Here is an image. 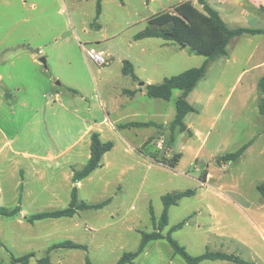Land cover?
<instances>
[{"label":"rangeland","instance_id":"obj_1","mask_svg":"<svg viewBox=\"0 0 264 264\" xmlns=\"http://www.w3.org/2000/svg\"><path fill=\"white\" fill-rule=\"evenodd\" d=\"M96 3L0 1V208L21 207L16 217L0 216V264L29 254L34 255L29 264L45 257L50 264H116L123 254L138 250L143 234L159 231L163 196L189 190L195 195L170 208L164 236L184 222L171 235L192 257L220 252L264 264V125L258 91L264 68L256 67L264 59V37L237 38L227 57L209 63L188 98L196 109L185 119L188 130L172 133L180 91L170 101L141 91L133 99L123 91L143 89L147 81L161 84L201 67L207 58L163 39L134 40L148 19L161 13L157 4L146 8L142 1L127 0L125 8H116L118 0H107L97 26ZM224 19L230 29H264L262 12L254 11L249 19ZM90 48L103 52L108 64L90 60L84 51ZM125 61L139 82L123 75ZM134 121L154 122L162 129H119ZM94 133L113 149L100 169L74 184L73 169L87 164ZM162 138L172 142L160 150ZM249 142L237 161L217 162ZM153 154L183 158L172 169L157 163ZM204 171L212 177L205 184L200 181ZM74 186L79 203H107L72 218L26 220L67 209ZM68 241L87 250H51ZM134 264L187 263L164 239L150 242Z\"/></svg>","mask_w":264,"mask_h":264},{"label":"trees","instance_id":"obj_2","mask_svg":"<svg viewBox=\"0 0 264 264\" xmlns=\"http://www.w3.org/2000/svg\"><path fill=\"white\" fill-rule=\"evenodd\" d=\"M2 1V0H0ZM101 3L97 4L98 19L101 16ZM147 28L138 33L135 37V41L144 39H163L167 42H174L181 48H188L192 54L199 55L207 58V61L199 68L189 69L179 75L166 78L161 84H148L145 85L146 95L151 99H161L164 101H170L173 92L178 90L181 92L180 97L176 102V116L170 124L171 132H175L177 129L181 132H186L188 127L185 123V119L188 114L195 113L196 109L189 103L188 98L190 94L195 90L198 83L206 76L208 65L211 61H215L219 58L228 56V46L230 43L240 37L250 35H264V29H248V28H236L230 29L227 27L218 11L212 8L205 0H197V4H194V0H184L181 4L175 6L171 11H165L158 15H154L147 21ZM122 73L124 76L131 77L134 82H139V78L134 72L133 65L125 61L123 62ZM258 91L260 94L259 101V113L263 119L264 125V77H262L258 83ZM138 90H124V95L128 97H134ZM146 128L156 127L162 129V126L157 125L154 122H131L123 126H119V129L125 128ZM191 134V131H188ZM172 139V138H171ZM154 141V138L148 140L144 147H147ZM168 141L166 144L170 145ZM252 142H249L242 146L235 153L219 157L217 162H235L240 159L245 151L251 146ZM113 149L111 142H103L100 135L97 133L91 136L90 145V158L87 164L82 170L73 169L72 181L74 184H78L84 179L88 178L93 172L101 168V162L103 157ZM153 158L157 163L168 166L175 169L182 159V154H175L171 158H167L165 155L158 156L153 154ZM208 172L204 173L200 177L202 183H206ZM195 195V191L189 190L177 195H165L163 196L164 210L159 220V231H154L149 234H143L141 244L136 252L125 253L119 259L116 264H134L137 257L144 252L146 246L153 241L166 239L170 246L173 248L175 254L180 255L187 264H201L203 261H227L236 264H249L235 256L233 254L226 253H205L198 257H192L186 251V249L178 244L173 238L171 233L176 230L182 229L185 223H180L175 226L171 233L164 236L161 232L165 227L169 225V210L171 207L176 206L178 202L186 197ZM107 202L100 205H87L78 202V188L74 186L71 192V204L67 209L44 212L27 217L26 220L33 224L38 221L47 219H61L72 218L79 211L89 209H100L105 206ZM21 212V207L17 206L14 209L0 208V216L13 218ZM59 248L87 250L86 246H82L71 241L63 244L53 246L51 250ZM34 257L33 254H29L20 258L12 257L11 264H29L30 260ZM39 264H50L49 257L42 258L38 261ZM88 264L90 262L88 261Z\"/></svg>","mask_w":264,"mask_h":264},{"label":"crops","instance_id":"obj_3","mask_svg":"<svg viewBox=\"0 0 264 264\" xmlns=\"http://www.w3.org/2000/svg\"><path fill=\"white\" fill-rule=\"evenodd\" d=\"M85 1H89V0H85ZM99 1L101 3L102 11H101V16L97 19L96 18V14H97V4H98ZM139 1H142L143 5L146 8H151L152 5L157 4L160 7V9L162 10V11H160L162 13V12H165V11H171L175 6L181 4L184 0H176V2H174V0H139ZM205 1L212 8H214L216 11H218V13L220 14V16H221V18L223 19L224 22H225L224 17L227 18V20L231 21V19H233L235 17L237 19V16H239V15L244 16L247 19H249L253 15L254 11H258V12L264 13V0H205ZM106 2H107V0H97L96 9H95V19H96L95 24L97 26H100V24H97V21L100 20V18L103 16V14L105 12ZM126 2H127V0H118V6H116V8L117 7L118 8L119 7L125 8L127 6V3ZM194 4H197V0H194ZM73 5H75V2H73ZM32 6H33L34 9H37L38 8V6L35 3ZM246 36L251 37V39H253L254 37H257V36L264 37V35H255V36L246 35ZM102 38L104 39L105 36L103 35ZM149 40H153V39H144V40H140V41H136V42H145V41H149ZM263 41L260 43V46H261V55L262 56L264 55L263 52H262ZM96 44L100 46L101 43H96ZM163 45H166V44H163ZM252 59H253V55L251 54L248 57L247 63L251 62ZM236 62H237V58H236ZM256 67L264 68V59L259 63V66L257 65ZM252 69L253 68H251V69H245L242 74H244V73H246V72H248V71H250ZM263 77H264V75H263ZM50 82H52V80H50ZM151 83H152L151 81H147V83L145 85H148V84H151ZM49 87L50 88L53 87L52 83L50 84ZM126 90H128V89H126ZM135 90L141 91V94L142 95H144V92L146 93V90H145V86L144 85H143V89H139V88L136 87V88L132 89L131 91H135ZM123 95H124V93H123ZM135 96L134 97H129V98H133L134 99ZM259 101H260V99H259ZM108 116L110 117L111 115L108 114ZM136 116H137V114L135 115V117ZM105 121L107 122V119L106 118H105ZM126 124H128V123H126ZM123 125H125V124H121L119 126H123ZM157 135H158V133H157ZM100 138L102 139V137H100ZM146 142H145V144H146ZM145 144H144V146H145ZM90 145H91V141H90ZM89 158H90V155H89ZM181 160H180V162H181ZM180 162H179V164H180ZM211 179H212V177H211V175L208 172V176L206 178V183L209 180H211ZM236 204H238V203H236Z\"/></svg>","mask_w":264,"mask_h":264},{"label":"built area","instance_id":"obj_4","mask_svg":"<svg viewBox=\"0 0 264 264\" xmlns=\"http://www.w3.org/2000/svg\"><path fill=\"white\" fill-rule=\"evenodd\" d=\"M87 57L96 62L98 65H107L108 61L106 59V55L103 52H100L96 50L95 48H90V49H84ZM165 140L162 138L157 142V147L160 150H163L165 147ZM2 193V188H1V181H0V194Z\"/></svg>","mask_w":264,"mask_h":264},{"label":"water","instance_id":"obj_5","mask_svg":"<svg viewBox=\"0 0 264 264\" xmlns=\"http://www.w3.org/2000/svg\"><path fill=\"white\" fill-rule=\"evenodd\" d=\"M42 62L45 63V60H42ZM143 85H144V84H142V86H143Z\"/></svg>","mask_w":264,"mask_h":264}]
</instances>
